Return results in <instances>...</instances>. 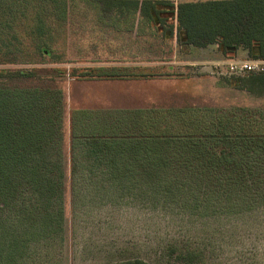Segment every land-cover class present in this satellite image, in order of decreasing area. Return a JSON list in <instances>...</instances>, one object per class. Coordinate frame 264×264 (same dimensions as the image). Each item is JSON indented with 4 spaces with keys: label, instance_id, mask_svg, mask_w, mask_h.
Wrapping results in <instances>:
<instances>
[{
    "label": "rangeland",
    "instance_id": "rangeland-1",
    "mask_svg": "<svg viewBox=\"0 0 264 264\" xmlns=\"http://www.w3.org/2000/svg\"><path fill=\"white\" fill-rule=\"evenodd\" d=\"M74 2L67 9L65 29L56 18L50 34L34 32L37 40L47 37L45 49L53 52L41 56L31 44L15 39H20L18 27L27 23L23 13L29 14L32 5L28 0H0V89L11 95L19 88H32L47 95L38 105L25 103L20 109L7 105L18 114L0 117L7 116L11 129L23 124L33 134L39 133L35 119L43 114L50 118L51 109L61 118L59 128L50 122L48 135L29 150L17 152L13 160L40 165L45 176L29 177L13 166L10 175L0 179L6 180L0 183V264H117L133 259L148 264H264V151L245 157L256 174L244 190L226 198V193L207 196L200 186L198 205L185 206L187 189L168 191L161 173L151 175L148 166L165 164L169 156L182 152L183 144H171L167 153L164 149L154 155L151 145L144 149L123 143L128 140L101 141L110 135L89 137L82 126L86 122L82 111L111 109L113 99H104L109 92L118 98L119 107L110 111L118 118V130H124L132 116L136 120L139 109L150 110L148 117L153 119L201 108L236 119L247 115L256 121L248 130L264 134V80L229 69L232 62L248 60L247 50L238 48L225 56L216 44L181 47L172 34L175 15L165 5L156 7L153 39L149 35V40L138 42L105 40L115 34L100 32L93 20L96 10ZM145 62L151 68H134L146 66ZM84 68L116 69L122 78L163 79L147 86L138 81L119 83L114 89L104 81L70 78L73 71ZM25 69L33 71V77L5 73ZM98 91L103 95L94 97ZM60 93L62 105L54 98ZM147 95L149 105L142 103ZM133 110L137 113H130ZM90 115L99 117L95 112ZM158 125L150 132L164 133ZM174 126L172 136H178L181 127L176 122ZM6 164L3 160L5 168ZM165 165L183 167L185 161L178 154L176 161ZM186 177L193 184V177ZM201 178L205 186L207 177Z\"/></svg>",
    "mask_w": 264,
    "mask_h": 264
},
{
    "label": "trees",
    "instance_id": "trees-1",
    "mask_svg": "<svg viewBox=\"0 0 264 264\" xmlns=\"http://www.w3.org/2000/svg\"><path fill=\"white\" fill-rule=\"evenodd\" d=\"M74 1L76 0H28V4L32 5L34 9H31L30 12L28 11L29 14L23 13L27 23H20L18 27L20 39L15 37L16 41L20 43V40L25 41L29 45L31 44L41 56H44V51L53 56L52 50L45 49L44 42L47 37L44 40H37L34 32L40 31L41 33L50 34L51 28L56 23V18L61 23L60 28L63 27L65 29L63 24L66 23L67 9H70ZM81 2H101L104 4V9L107 2L140 3L139 11L146 13L149 19H151V12L156 19L158 13L156 7L158 5H171L167 1L154 0L141 2L131 0H77L74 3ZM35 8H40L41 11L35 10ZM169 10L175 15L176 22L175 32L173 31L172 34H175L176 41L181 47L203 49L209 45L216 44L225 56L234 55L232 53L238 48H243L247 50L248 59L264 60V0L184 2L177 4L175 8L171 7ZM154 22L153 20L152 23ZM116 71L118 70L98 68L97 72H95L91 68H84L79 73L73 71L69 76L73 80L122 78ZM5 73L31 78L34 72L25 69ZM140 77L147 76L141 75ZM250 78L264 80V73L257 74L254 78L251 75ZM27 89L19 88L11 95H8L9 90L1 88L0 114L4 115L12 112L13 115H17L18 113L13 109L16 105L20 109L23 107L22 104L25 103L32 106L33 104L43 103L41 98H43L46 91ZM54 98L56 99L55 101H59L62 105V93ZM7 105H12L13 107ZM36 108L38 107L36 106ZM37 110L40 111L39 109ZM60 111L62 114V106ZM137 111L133 110L130 112L137 113L138 118L135 120L132 116L128 124H124V130H118V118L116 119L112 115L108 116L109 119L104 122L84 119L86 122L82 126L86 130L85 135L98 138L109 134L110 137H104V139L100 140H109L112 143H122V141L128 140L123 143H136L146 146L144 149L151 145L154 151L149 152L154 153V155L164 149H166L167 153V149L171 147V144H183L182 152H175L176 156L171 155L164 161L165 164L168 162L173 163L179 154L185 161L183 167L160 165V163L155 168L150 167L155 165L148 166L151 175H154L153 172L156 175L161 173V182H164L168 191L171 189L186 191L187 189L186 197L182 199L185 206L188 204L198 205L200 196H197V194L200 191V186L206 188L205 193L207 196H211L214 193H226L228 196L226 198H229L232 193L244 190L247 184L246 181H251V178L256 174L252 164L249 163V160L247 162L245 157L251 159L254 155L261 154L264 151V138H260L264 134H261L260 131L251 132L248 130L250 125H255L256 121L247 115L236 119L235 116H228L225 112L215 114L207 109L186 108L173 111V114L167 117L163 113L150 119L147 113L150 110L139 109ZM233 111L235 110L228 112ZM51 112L52 116L50 118L43 114L35 119L38 122L39 133L36 132L34 134L33 132L30 133L29 130L23 129V124L11 129L9 122H7V116L0 117V179H3L4 176V178L9 176V169L13 166L21 168L22 174L29 173V177L39 179L40 176H45L46 169L44 167L36 164L16 163L13 160L17 156V152L23 149L29 150L40 141V138L48 135L50 122H56L58 128L60 127V123H58L61 120L60 112H56L53 109H51ZM9 118L14 120L15 116H9ZM156 122H159L158 128L163 129L164 133L150 132L155 127ZM175 122L181 127L178 136H172L173 132L171 133L172 129L175 128ZM100 124H104V126ZM23 156L20 154L19 158L24 160L25 157ZM3 160L7 161L6 168L2 165ZM202 174L207 177L205 186H203ZM186 176L193 177V184L189 185L187 183ZM0 183L6 184V180H0ZM51 185V183H48V186H50L48 188H51ZM117 264L148 263L133 259Z\"/></svg>",
    "mask_w": 264,
    "mask_h": 264
},
{
    "label": "crops",
    "instance_id": "crops-1",
    "mask_svg": "<svg viewBox=\"0 0 264 264\" xmlns=\"http://www.w3.org/2000/svg\"><path fill=\"white\" fill-rule=\"evenodd\" d=\"M131 1H144V0H131ZM152 1V0H151ZM154 1H167L171 5L167 6L169 9L175 8L177 4L179 3H184V2H205V1H214V0H154ZM77 4H84L85 6L87 5L88 8H93L96 10V17L93 19L97 24H99L98 28H100V32L104 31L106 34H115L113 35V38H105V40H128V41H137L142 39V40H149V35L150 39L154 38L155 32H154V23L153 20L155 21V16L151 12V19L148 18L147 14L144 12L139 11L140 3L135 4L134 2H107L105 3V9H104V4L101 2H81ZM76 4V5H77ZM92 26L95 25L94 22H91ZM145 35V36H144ZM137 53V50H135V55ZM147 54L149 55V52L147 51ZM135 56V60L138 59V57ZM149 61V60H147ZM133 61H131L132 64ZM146 64L148 62H145ZM170 67V64H168ZM153 68H155L154 65H152ZM123 68V67H122ZM134 68H151V65L147 64L146 66H140V67H134ZM163 77L151 75L150 77H138V78H111V79H83V80H78L82 82H102L108 84L111 88H116L119 85V83H122L120 86H123L124 83H131L133 81H138V83H141L139 85L141 86H147L153 83V81H156V79H160ZM161 79V80H162ZM128 80V81H126ZM112 83V84H110ZM119 86V87H120ZM102 92L98 91L94 93V97L99 98V96H102ZM107 96L104 97V99L111 100L113 99L114 102L110 103L108 110H101V109H95L93 111H89L90 113H94L98 115L99 117H96L95 119L91 118V115L89 112H84L82 111V116H85L87 114L90 115V120L98 121V122H104L107 119H109L108 116H111L113 111L115 110L114 108L119 107V105H115L116 101L114 94L107 93ZM134 95H131L133 97ZM135 97V96H134ZM149 96H146V99L142 101V103H148L149 101L148 98ZM139 98V97H138ZM118 99V98H117ZM101 125V124H100Z\"/></svg>",
    "mask_w": 264,
    "mask_h": 264
},
{
    "label": "built area",
    "instance_id": "built-area-1",
    "mask_svg": "<svg viewBox=\"0 0 264 264\" xmlns=\"http://www.w3.org/2000/svg\"><path fill=\"white\" fill-rule=\"evenodd\" d=\"M230 71L248 74L264 73V60L235 61L229 64Z\"/></svg>",
    "mask_w": 264,
    "mask_h": 264
}]
</instances>
